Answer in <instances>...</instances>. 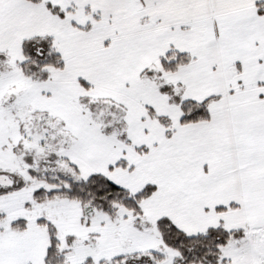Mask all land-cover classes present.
Returning <instances> with one entry per match:
<instances>
[{"label": "snow or ice", "instance_id": "6c2138e0", "mask_svg": "<svg viewBox=\"0 0 264 264\" xmlns=\"http://www.w3.org/2000/svg\"><path fill=\"white\" fill-rule=\"evenodd\" d=\"M0 264H264V0H0Z\"/></svg>", "mask_w": 264, "mask_h": 264}]
</instances>
